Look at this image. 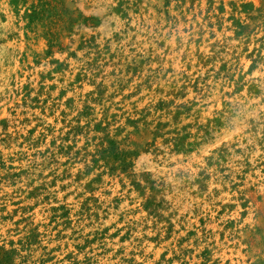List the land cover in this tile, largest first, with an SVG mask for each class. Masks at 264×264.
Here are the masks:
<instances>
[{
	"label": "rangeland",
	"instance_id": "rangeland-1",
	"mask_svg": "<svg viewBox=\"0 0 264 264\" xmlns=\"http://www.w3.org/2000/svg\"><path fill=\"white\" fill-rule=\"evenodd\" d=\"M0 264H264V0H0Z\"/></svg>",
	"mask_w": 264,
	"mask_h": 264
},
{
	"label": "bare ground",
	"instance_id": "bare-ground-1",
	"mask_svg": "<svg viewBox=\"0 0 264 264\" xmlns=\"http://www.w3.org/2000/svg\"><path fill=\"white\" fill-rule=\"evenodd\" d=\"M201 1V0H200Z\"/></svg>",
	"mask_w": 264,
	"mask_h": 264
}]
</instances>
